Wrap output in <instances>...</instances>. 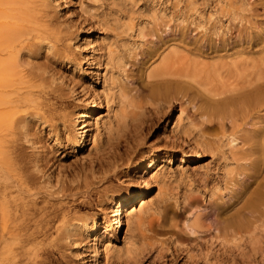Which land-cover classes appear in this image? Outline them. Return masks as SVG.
Instances as JSON below:
<instances>
[{"label":"rangeland","instance_id":"obj_1","mask_svg":"<svg viewBox=\"0 0 264 264\" xmlns=\"http://www.w3.org/2000/svg\"><path fill=\"white\" fill-rule=\"evenodd\" d=\"M49 10L52 26L60 29L63 35L58 41L60 52L72 57L76 65L55 57L54 49L42 48L37 55L29 52L24 57L28 70L38 77L45 76L39 81L45 84L46 97L55 108L51 120L31 123L37 144L49 152L40 165L50 183L40 189L36 206L62 207L76 211L77 215L98 213L102 219L106 204L99 201L102 198L99 194L104 189L118 191L122 187L151 186L149 196L160 200L162 206L154 214L155 222L163 223L166 213L175 214L177 219L185 218L189 215L188 206L183 205L182 200L191 197L195 200L194 210L200 211L204 222L211 224L217 220V209L210 201L218 197L230 198V179L237 177L240 185H248L250 189L264 188V165L257 172L250 169L239 176L241 167L232 160L225 140H218L212 146H199L203 156L189 158L195 153L190 144L198 137L197 131L193 126L182 132L178 121L196 111L191 102L184 103L179 118H175L180 112L177 102L166 110L148 100L143 101V107L138 105L147 92L141 77L147 51L162 42L156 35H146L141 43L137 30L126 26L133 22L138 29L144 24H156L163 40L174 38L180 47L187 46L194 53L225 55L236 50L256 51L264 38V0H66ZM75 34H79L80 39L73 38ZM87 40L91 41L89 45ZM89 46H96L95 54L101 58L106 52L114 54L113 58L104 55L107 63L99 70H106L103 81L96 74L94 64L90 66L81 60ZM119 60L123 61L121 66L117 63ZM87 69L93 72L86 74ZM89 90L99 92L104 100L103 108L93 115L99 120L98 140L89 151V140L75 151L71 141L66 140L74 133L70 121L76 113L72 111L90 104ZM199 100L196 95L194 101ZM65 112L68 115L63 117ZM216 131V126L209 129L211 134ZM117 141L119 146H115ZM32 146L25 139L17 143L19 150L30 158L34 155ZM115 148L121 155L115 159L114 166H110L104 157ZM146 152H159L164 156L159 159L164 165L159 164V169L153 172L154 177L147 180L142 177L141 166L134 170L127 167L129 160L134 162ZM100 170H105L106 177L93 185L92 197H83L84 183L91 181ZM233 188L238 191L239 185ZM113 208L109 206L108 213ZM154 229L156 235L150 244H142L137 230L128 228L125 223L118 237L111 240L116 251L104 250L103 262L264 264V222L257 223L252 236L227 239L212 237L213 227L200 237L181 231L178 243L171 240V227L167 223L154 225ZM146 233L153 234L148 230ZM85 248L63 238L50 257L53 264H89L88 258L81 253L83 250L90 252Z\"/></svg>","mask_w":264,"mask_h":264},{"label":"bare ground","instance_id":"obj_2","mask_svg":"<svg viewBox=\"0 0 264 264\" xmlns=\"http://www.w3.org/2000/svg\"><path fill=\"white\" fill-rule=\"evenodd\" d=\"M65 2L0 0V264H53L50 255L63 238L86 246L90 252L84 253L83 250L81 253L88 258L89 264H108L102 260L104 250L116 251L111 240L118 237L125 223L128 228L137 230L142 244H150L156 235L154 225L162 226L164 223L171 227L170 237L175 243H178L181 231L200 237L212 227L211 236L215 238L252 236L257 223L264 222V188L250 189L248 185H240L237 177L230 179L228 200L218 197L210 201L217 209V220L211 224L205 223L200 211L194 210L195 200L191 197L182 200L183 205L188 206L186 211L189 215L185 218L177 219L175 214L166 213L163 223L155 222L154 214L162 206L160 200L149 196L151 186L139 189L122 187L118 191L104 189L99 194L102 197L99 201L106 204L102 219L98 213L77 215L76 211L62 207L36 206L40 189L50 183L40 165L41 159L49 152L37 144L31 123L34 120H51L55 108L46 97L45 84L39 81L45 76L38 77L28 70L24 57L29 52L37 55L42 48L54 49L55 57L76 65L72 57L60 52L58 41L63 39V35L60 29L52 26L50 19L49 8ZM126 26L137 30L141 43L146 35H156L162 42L147 51L148 57L141 70L147 92L138 105L143 107V101L148 100L150 104L166 110L177 102L180 112L175 118H179L184 103L191 102L196 111L178 121L182 132L193 126L197 131L198 137L189 143L195 153L189 158L203 156L199 146H212L218 140H225L232 160L241 167L239 176L250 169L260 170L264 165V38H261L263 43L256 51L236 50L225 55H213L210 52L194 53L187 46L180 47L174 38L163 40L156 24H144L138 29L133 22ZM74 37L80 39L79 34ZM90 42L87 40L88 45ZM85 49L88 52L82 54L81 60L90 66L94 64L96 74L103 81L106 70H99L104 69L107 63L104 55L113 58L114 54L106 52L101 58L95 54L96 46ZM122 62L119 60L117 63L121 66ZM90 72L93 71H85L86 74ZM89 92L90 104L72 111L76 113L70 121L74 133L66 140L71 141L75 151L87 140L89 151L98 140L100 125L93 115L103 108L104 100L99 92ZM196 95L200 97L199 102L194 101ZM67 115L65 112L63 117ZM214 126L217 131L211 134L209 129ZM20 139L33 145L32 158L25 156L17 147ZM119 144L115 142V146ZM120 155L115 148L107 153L104 160L114 166ZM162 157L159 152H146L134 162L129 160L127 167L134 170L141 166L144 170L142 177L152 179L154 170L164 165L160 164ZM169 158L171 161L172 157ZM241 159L244 161L239 162ZM181 160H184L183 156ZM262 170L264 185V167ZM105 177V170H100L91 181L85 182L83 197H92L93 185ZM236 184L239 185L238 191L233 188ZM111 205L114 208L108 213ZM146 230L153 234H147Z\"/></svg>","mask_w":264,"mask_h":264}]
</instances>
